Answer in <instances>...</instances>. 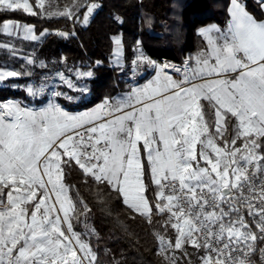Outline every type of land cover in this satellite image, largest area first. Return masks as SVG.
<instances>
[{
    "label": "snow or ice",
    "instance_id": "1",
    "mask_svg": "<svg viewBox=\"0 0 264 264\" xmlns=\"http://www.w3.org/2000/svg\"><path fill=\"white\" fill-rule=\"evenodd\" d=\"M97 7L71 0L53 11L46 0H0V14L85 25ZM227 13L225 27L199 29L203 47L179 66L141 53L134 63L151 66L155 75L91 111L71 114L51 100L39 109L0 102V264H96L91 210L64 182L73 163L149 224L154 214L164 217L162 228L174 239L154 235L168 264H180L176 253L186 256L188 245L203 252L201 264H253L256 244L264 241V19L243 0H230ZM0 35L37 41L47 31L38 36L34 26L0 19ZM114 44L119 63L122 42L117 37ZM28 74L0 69V82ZM41 91L27 88L32 96ZM259 253L264 261V248Z\"/></svg>",
    "mask_w": 264,
    "mask_h": 264
},
{
    "label": "trees",
    "instance_id": "2",
    "mask_svg": "<svg viewBox=\"0 0 264 264\" xmlns=\"http://www.w3.org/2000/svg\"><path fill=\"white\" fill-rule=\"evenodd\" d=\"M82 2H94L98 5L87 25L82 22L73 23L61 17L29 16L20 12L0 14V19H11L34 26L38 36L47 31V35L38 42H22L19 38L13 41L14 48L18 51L10 52L29 56L34 64L40 61L42 66H32L33 73L30 77L6 80L0 87V102L11 99L26 105H40L45 100L47 91L39 98L29 95L26 90L30 81L33 82L30 85L34 87L46 84L48 89L52 83H57L56 91L65 93L72 99L61 95L55 97V101L69 112L88 109L106 98H114L125 91L131 82V65L139 51L154 62L167 60L181 65L189 55H195L203 47V38L198 35V29L212 24L222 28L226 26L230 0ZM243 3L251 14L264 19L259 0H243ZM60 31L66 32L68 37L57 38ZM117 37L123 44L122 69L113 67L110 63L114 38ZM19 43L22 45L19 46ZM1 58L10 60L6 54ZM0 68L5 69L6 65H0ZM89 71L91 76L75 84L76 89L79 86L87 89L82 90L79 96L76 92L78 90H72L53 80L56 72L73 80L74 73ZM11 84L23 86L17 88ZM206 118L209 123L214 124L211 109ZM225 135L231 137V127ZM64 182L69 186L72 198L77 202L83 201L91 210L87 216V225L95 230L90 243L99 264H161L155 256L158 242L154 234H170L165 233L162 228L164 217L154 214L149 224L144 217L128 209L118 193L98 185L91 177H85L74 163L66 167ZM145 183L150 189L147 196L154 203L155 185L151 183L150 174L146 175ZM76 230L84 232L85 224H76Z\"/></svg>",
    "mask_w": 264,
    "mask_h": 264
},
{
    "label": "rangeland",
    "instance_id": "3",
    "mask_svg": "<svg viewBox=\"0 0 264 264\" xmlns=\"http://www.w3.org/2000/svg\"><path fill=\"white\" fill-rule=\"evenodd\" d=\"M35 1V0H34ZM82 2V0H81ZM71 3V0H52V3H51V8L49 9V5H48V0H46V10H56L57 7L59 8H63L66 4H69ZM5 35H0V65H6V68L7 69H10V70H16V71H19V72H25V73H29L28 75H22V76H19V77H15V78H23V77H30L31 76V73L32 72V66H42V63L39 61L36 62V64H28L27 63V60L28 59H32L31 57L29 56H22V55H19L17 53H13V52H10V51H13V50H16L18 51L17 48H14V40L16 38H19L20 40H22V42L26 41V42H38L40 39H38L37 41H29V40H24L22 38V36H13V37H8V36H5ZM7 42V43H5ZM22 43H19V46H21ZM25 44H23L24 46ZM18 46V45H17ZM20 50V48H19ZM3 54H6L10 60H4L3 58ZM137 59V57L135 58ZM9 65V66H8ZM15 65V66H13ZM2 69V68H0ZM78 72L74 73L73 74V80L72 83L75 85L78 81L82 82V80H84V78L88 77V76H78L77 75ZM80 73H84V72H80ZM171 74V73H170ZM46 76V75H44ZM53 80L54 81H58L60 82L61 84H64L59 76H60V73L56 72L53 74ZM68 79H70V77H67ZM31 83H33L32 81H30V83H27V88L29 86H31L32 88L34 89H42V91L40 92L39 95H36L35 97L39 98L45 91L48 92V85L46 84H42L40 86H36L34 87V85H30ZM12 86L14 87H17L19 88L18 86L22 85V84H11ZM65 86H67L66 84H64ZM51 86V85H50ZM78 89L76 88H72L75 89V90H78L76 91L77 92V95L79 96V94L81 93V91L83 89H81V86L77 87ZM50 89V87H49ZM56 90V88H55ZM57 92V91H55ZM77 96V97H78ZM28 108H32L30 106H27ZM163 234V233H161ZM174 233L170 232L169 235H166V238H171V239H174ZM158 242V241H157ZM186 252H187V255H183L182 253L180 252H177L176 255L177 257L179 258L180 260V264H201V256L203 255V253H201L200 251H197L196 249L192 248L190 245L186 246ZM155 256L159 259V261L161 262V264H168V262L164 259V256L163 255H160L158 254V244H157V248H156V252H155Z\"/></svg>",
    "mask_w": 264,
    "mask_h": 264
},
{
    "label": "crops",
    "instance_id": "4",
    "mask_svg": "<svg viewBox=\"0 0 264 264\" xmlns=\"http://www.w3.org/2000/svg\"><path fill=\"white\" fill-rule=\"evenodd\" d=\"M230 4V3H229ZM229 6V5H228ZM262 9V12L264 13V8H261ZM206 27V26H205ZM203 28V27H202ZM201 29V28H200ZM198 31H199V29L197 30V33H198ZM120 39V38H119ZM121 40V39H120ZM122 42V41H121ZM115 44H114V50H113V55H112V57L110 58V63H111V65L113 66V67H116V68H119V69H122L123 67H124V60H123V52H122V54H121V56L119 57V63H117V57L114 55V51H115ZM122 48H123V44H122ZM137 50H139V49H137ZM141 54V52L139 51L138 53H137V55L135 56V58L136 57H138L139 55ZM157 63V62H156ZM158 64H160V63H158ZM144 66H145V75L143 76V77H141L140 79H138L137 81H131V82H129V84L127 85V89L125 90V91H123V92H120V93H118L117 95H115L114 96V98H120V97H122V96H125V95H127V93H129L130 92V90L133 88V87H140V86H143L148 80H150L154 75H155V72H154V70H153V68L151 67V66H148V65H146V64H144ZM10 79H12V78H10ZM4 82L5 81H3V82H0V87L4 84ZM56 85H57V83H52V85L50 86V89H48V92H46V98H45V100L40 104V105H38V106H33L32 104L31 105H26L25 103H23V102H20V101H17V100H6V101H4V103H7V102H18V103H20L22 106H24V107H27V106H30V107H32L33 109H39V108H42V107H45V106H47V104L49 103V101L51 100V101H53V102H55V103H57L56 101H55V97L56 96H54L53 95V93L56 91L55 90V88H56ZM23 85H20L19 87H22ZM27 91V90H26ZM99 104H101V103H98V104H96V105H94L93 107H91V108H88V109H84V110H80V111H74V112H69V111H67V112H69V113H71V114H79V113H82V112H87V111H91L92 109H94V108H96ZM209 110L210 109H208V108H206V114L208 115V113H209ZM66 111V110H65Z\"/></svg>",
    "mask_w": 264,
    "mask_h": 264
},
{
    "label": "built area",
    "instance_id": "5",
    "mask_svg": "<svg viewBox=\"0 0 264 264\" xmlns=\"http://www.w3.org/2000/svg\"><path fill=\"white\" fill-rule=\"evenodd\" d=\"M160 64L161 65H163V64H172V65L179 66L178 64H175V63L167 61V60H163ZM144 75H145V66H144V64H141V65L137 66L133 62L132 65H131V71H130V79H131V81H137L138 79H140ZM256 248H257V251L251 257V260H252L253 264H264V261H261L260 253H259V249L260 248H264V241H258L257 244H256ZM96 264H99V263L96 261Z\"/></svg>",
    "mask_w": 264,
    "mask_h": 264
},
{
    "label": "water",
    "instance_id": "6",
    "mask_svg": "<svg viewBox=\"0 0 264 264\" xmlns=\"http://www.w3.org/2000/svg\"><path fill=\"white\" fill-rule=\"evenodd\" d=\"M58 33H65L66 35H64V36H61V35H58L57 34V38H59V39H63V38H67L68 37V34L66 33V32H64V31H60V32H58Z\"/></svg>",
    "mask_w": 264,
    "mask_h": 264
}]
</instances>
